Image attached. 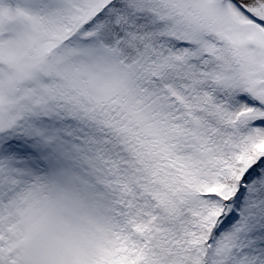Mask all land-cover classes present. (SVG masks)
Returning <instances> with one entry per match:
<instances>
[{
  "label": "snow or ice",
  "instance_id": "obj_1",
  "mask_svg": "<svg viewBox=\"0 0 264 264\" xmlns=\"http://www.w3.org/2000/svg\"><path fill=\"white\" fill-rule=\"evenodd\" d=\"M0 264H264V0H0Z\"/></svg>",
  "mask_w": 264,
  "mask_h": 264
}]
</instances>
